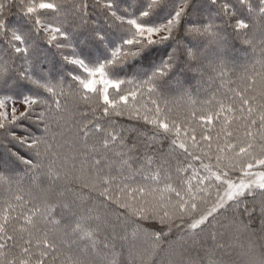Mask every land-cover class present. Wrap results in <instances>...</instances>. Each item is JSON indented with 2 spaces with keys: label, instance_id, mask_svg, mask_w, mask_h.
<instances>
[{
  "label": "snow or ice",
  "instance_id": "obj_1",
  "mask_svg": "<svg viewBox=\"0 0 264 264\" xmlns=\"http://www.w3.org/2000/svg\"><path fill=\"white\" fill-rule=\"evenodd\" d=\"M236 233L264 264V0H0V264H236Z\"/></svg>",
  "mask_w": 264,
  "mask_h": 264
},
{
  "label": "trees",
  "instance_id": "obj_2",
  "mask_svg": "<svg viewBox=\"0 0 264 264\" xmlns=\"http://www.w3.org/2000/svg\"><path fill=\"white\" fill-rule=\"evenodd\" d=\"M260 44L257 39L255 43V50H253L251 47L247 45H241L239 42H236L234 44V48L231 52V58L234 61V63L229 65V68L232 70L231 79L236 80L237 83H240L239 77L241 75H251L252 69L251 65L255 63L256 60L261 59L262 53L260 51ZM71 68V66H69ZM245 68H248L247 73H245ZM260 69V65H256V70ZM225 79H228L227 77ZM235 86V85H232ZM207 91L201 90L197 99L199 101H202L206 99L209 95V93L213 90L219 89L220 92H225L226 87H221L220 81L217 80L212 85H206ZM194 95L195 92H194ZM192 105L190 104V101L187 99V97H184L183 99L180 98V93L175 94V103L173 104L174 111L183 114L186 112L189 108H191ZM196 107H200L199 104H197ZM75 119H80L79 116H76ZM72 123L71 114H69L68 118V126L70 127ZM52 133L55 135V140H53L54 145H63V147H59L58 150L60 152H66L68 146L71 144L73 139L72 132L68 131L65 127L57 128L56 125H53L52 127ZM60 133H63V135H60ZM47 163V161L45 162ZM61 163L60 160L56 161V164L59 165ZM172 241L175 242V245L177 247L183 246H189L191 244L190 240H181L179 236H173ZM229 244L232 246L229 248V252L232 255V258L236 261V264H244L246 260L245 253L247 251L248 246V237L244 233H236L233 237L229 238ZM165 247H167V243L165 244ZM195 255V253H193Z\"/></svg>",
  "mask_w": 264,
  "mask_h": 264
}]
</instances>
